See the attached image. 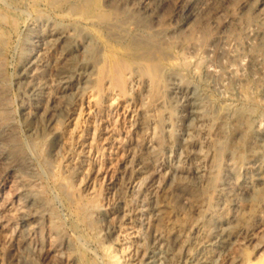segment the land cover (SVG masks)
Listing matches in <instances>:
<instances>
[{
  "label": "rangeland",
  "instance_id": "374dc122",
  "mask_svg": "<svg viewBox=\"0 0 264 264\" xmlns=\"http://www.w3.org/2000/svg\"><path fill=\"white\" fill-rule=\"evenodd\" d=\"M0 6V264H264V0Z\"/></svg>",
  "mask_w": 264,
  "mask_h": 264
},
{
  "label": "bare ground",
  "instance_id": "6f19581e",
  "mask_svg": "<svg viewBox=\"0 0 264 264\" xmlns=\"http://www.w3.org/2000/svg\"><path fill=\"white\" fill-rule=\"evenodd\" d=\"M1 7V6H0ZM9 13V12H8ZM7 13V14H8ZM9 15V14H8ZM10 20V19H9ZM8 20V21H9ZM4 22V21H3ZM10 22V21H9ZM2 27V26H1ZM10 30V29H9ZM6 32V31H5ZM2 37V36H1ZM123 61V60H122ZM155 63V62H154ZM158 65V64H157ZM127 67V66H126ZM116 68V67H115ZM153 68L155 69V70H157V69H159L158 68V66H156V64H155V66L153 65ZM159 71V70H158ZM120 79V78H119ZM120 81V80H119ZM9 140V139H8ZM63 146V145H62ZM145 176V175H144ZM261 177V176H260ZM262 178V177H261ZM262 181V180H261ZM220 237V236H219ZM225 238V237H224ZM215 239V238H214ZM212 240V239H211ZM213 241V240H212ZM211 241V242H212ZM60 255V254H59ZM58 256V255H57ZM203 257V256H202ZM59 258H60V256H59ZM53 259H55V258H53ZM58 259V258H57ZM199 259V258H198ZM54 261V260H53ZM55 262V261H54ZM261 263V261H257V262H255V263H253V264H260ZM200 264H211L210 263V261H209V259L208 258H202V260H201V262H200Z\"/></svg>",
  "mask_w": 264,
  "mask_h": 264
}]
</instances>
